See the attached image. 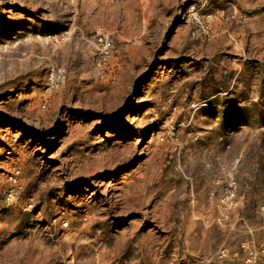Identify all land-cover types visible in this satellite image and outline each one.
<instances>
[{
    "label": "rangeland",
    "instance_id": "1",
    "mask_svg": "<svg viewBox=\"0 0 264 264\" xmlns=\"http://www.w3.org/2000/svg\"><path fill=\"white\" fill-rule=\"evenodd\" d=\"M0 264H264V0H0Z\"/></svg>",
    "mask_w": 264,
    "mask_h": 264
}]
</instances>
